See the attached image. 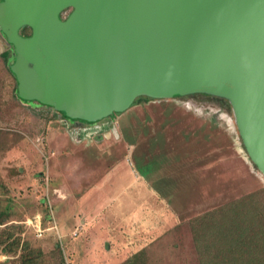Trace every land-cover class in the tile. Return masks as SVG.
I'll use <instances>...</instances> for the list:
<instances>
[{
	"label": "rangeland",
	"instance_id": "rangeland-1",
	"mask_svg": "<svg viewBox=\"0 0 264 264\" xmlns=\"http://www.w3.org/2000/svg\"><path fill=\"white\" fill-rule=\"evenodd\" d=\"M13 86L0 59V228L12 224L0 264H16L19 249L4 248L17 237L41 264H122L133 254V264H198L190 219L264 195L225 98L138 95L108 116L74 121L19 101ZM36 212L51 216L42 238L22 223ZM155 220L164 224L148 231Z\"/></svg>",
	"mask_w": 264,
	"mask_h": 264
},
{
	"label": "water",
	"instance_id": "water-1",
	"mask_svg": "<svg viewBox=\"0 0 264 264\" xmlns=\"http://www.w3.org/2000/svg\"><path fill=\"white\" fill-rule=\"evenodd\" d=\"M0 33L18 96L69 118L105 117L138 95L225 98L264 177V0H0Z\"/></svg>",
	"mask_w": 264,
	"mask_h": 264
},
{
	"label": "trees",
	"instance_id": "trees-1",
	"mask_svg": "<svg viewBox=\"0 0 264 264\" xmlns=\"http://www.w3.org/2000/svg\"><path fill=\"white\" fill-rule=\"evenodd\" d=\"M70 9V7L62 9L59 17L64 19ZM18 33L26 37L30 34V28L22 26ZM0 34L7 44V49L0 52V59L14 79L12 95L19 101H30L21 99L17 94L16 80L10 70L14 59L13 48L6 42L4 35ZM58 113L67 117L62 112ZM258 193L260 194V192L244 194L190 219L189 231L198 256V264H264V195ZM49 217L48 213L41 215L42 227L44 220L47 221ZM4 222L3 211H0V224ZM11 226L12 224H6L0 228V243L3 242V234H8ZM11 246L13 250L19 249L16 264H41L40 252L32 250L24 240H20L19 237L13 238L5 244L4 250L11 251ZM136 257L135 254L130 255L122 264H133Z\"/></svg>",
	"mask_w": 264,
	"mask_h": 264
},
{
	"label": "built area",
	"instance_id": "built-area-1",
	"mask_svg": "<svg viewBox=\"0 0 264 264\" xmlns=\"http://www.w3.org/2000/svg\"><path fill=\"white\" fill-rule=\"evenodd\" d=\"M23 223L31 229L34 237L36 238H42L45 230L50 229V227L44 228L41 226V215L39 213H35L32 216H28L27 218L24 219ZM75 234L76 231H73L71 233V236H74ZM56 235L59 237L58 234Z\"/></svg>",
	"mask_w": 264,
	"mask_h": 264
},
{
	"label": "crops",
	"instance_id": "crops-1",
	"mask_svg": "<svg viewBox=\"0 0 264 264\" xmlns=\"http://www.w3.org/2000/svg\"><path fill=\"white\" fill-rule=\"evenodd\" d=\"M5 49H7V44L5 43V41L3 40V38L1 37V34H0V52L1 51H4ZM74 120V119H73ZM74 121H80V120H77L75 119ZM151 205V203H150ZM149 205V206H150ZM141 214V213H140ZM158 215H160V212H158ZM137 217V215H136ZM130 219V218H129ZM133 219V218H131ZM160 219V218H159ZM134 220V219H133ZM140 222V221H139ZM141 223H144V222H141ZM161 223H163V221H160V220H155V221H152V223L150 225H146V229H148V231H152V230H155V229H159L160 228V225ZM164 224V223H163ZM142 229V228H141Z\"/></svg>",
	"mask_w": 264,
	"mask_h": 264
}]
</instances>
